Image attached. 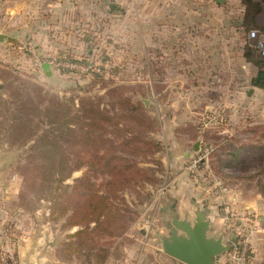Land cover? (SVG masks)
Instances as JSON below:
<instances>
[{"label": "rangeland", "instance_id": "374dc122", "mask_svg": "<svg viewBox=\"0 0 264 264\" xmlns=\"http://www.w3.org/2000/svg\"><path fill=\"white\" fill-rule=\"evenodd\" d=\"M205 1L201 22L180 3L187 0H175L166 20L162 15L152 20L147 0H139L122 9L108 5L116 17L89 22L87 36H72L74 22L57 21L53 25L67 35L40 38L35 12L42 0H0V16L26 3L14 13L25 21L0 28V264H177L161 250L169 219L163 207L175 211L190 201L209 203L207 197L224 191L257 202L244 219L223 209L229 218L224 242L236 243L222 256L228 259L240 242L251 263L252 232L264 217V90L251 80L264 60L248 33L264 32V0L245 7L239 0L211 7ZM37 89L75 102L91 99L123 119L130 114L119 98L134 104L132 115L150 144V153L134 160L137 179L113 193L107 177L81 168L63 182L68 190L48 191V179L40 186L32 169L38 139L28 141L25 126L11 119L13 101L25 93L34 98ZM124 124L134 126L126 119ZM72 153L60 158L76 161ZM85 175L90 186L77 194L76 180ZM95 190L121 209L122 221L109 229L113 237L96 241L102 250L86 257L74 238L82 227L71 222L84 212L80 197L91 200ZM98 253L106 255L103 261L94 257Z\"/></svg>", "mask_w": 264, "mask_h": 264}, {"label": "trees", "instance_id": "16d2710c", "mask_svg": "<svg viewBox=\"0 0 264 264\" xmlns=\"http://www.w3.org/2000/svg\"><path fill=\"white\" fill-rule=\"evenodd\" d=\"M242 2L244 5L252 4V0ZM255 11L259 12V7ZM251 85L264 90L262 65L252 78ZM34 92V98L25 93L13 101V112L16 111V115L11 119L14 123H22L25 126L24 132L28 141L32 138L38 139L32 151L38 164H34L32 169L36 170V179L40 181V186L45 188L42 182L48 179V191L62 187L68 190L69 187L63 186V182L81 168L94 172L96 176L107 177L106 186L113 193L122 192L123 187L129 186L137 179L140 170L134 160L149 154L147 149L150 144L141 134V124L132 115L136 111L134 104L125 98H119V102L127 104L122 111L130 114L124 119L134 125L126 126L123 117L117 116L115 109L112 113L108 112L91 99L80 98L75 102L71 98L60 99L46 95L42 89ZM137 113L144 117L142 112ZM72 151L75 152L74 156H77L76 161L60 158L66 154L73 155ZM88 180L86 175L76 180V183L80 182L77 194L82 195L87 191ZM93 186L96 187L94 184ZM97 186L100 188L99 184ZM95 193L91 200L80 197L79 204L84 208V212L79 222H71L73 226L82 227V230L75 233L74 238L79 251H84L86 257L93 256V251L100 252L102 249H97L96 241L106 236L113 237L114 235L108 232L109 229L122 221L121 209L110 203L108 196L98 194V190H95ZM110 199H117L124 204L120 196H112ZM90 224L94 225L93 228H89ZM97 230L99 235L96 234ZM94 257H101L103 261L106 255L98 253Z\"/></svg>", "mask_w": 264, "mask_h": 264}, {"label": "crops", "instance_id": "0c3cea01", "mask_svg": "<svg viewBox=\"0 0 264 264\" xmlns=\"http://www.w3.org/2000/svg\"><path fill=\"white\" fill-rule=\"evenodd\" d=\"M224 1L225 0H223L222 3H218L216 0H207L205 1V4H207L208 6L210 5V7L213 5L218 6L220 4H223ZM239 1L245 7L242 0ZM138 2L139 0H42L41 6H38L35 12L39 16L36 17L39 26L35 30V33L36 36H39L40 38L54 37L56 35H61L65 37L67 35V30L65 28L55 27L53 23L57 21L74 22L71 26V29H68L69 33L72 36L84 37L92 31L91 26L88 25L89 22L106 21L108 17H116L115 13L114 15H110L108 13V5L113 4L114 7L118 6L120 9H122L124 5L138 4ZM180 3H185L186 5H189L190 8L188 9L189 11L192 10V13L196 17L195 19L199 22L202 21V10L204 0H187V2ZM14 7L15 9L17 8V11H15V9L14 11L10 10L9 13L6 12V15L4 14V16H0V28L2 26L5 27L7 25H10L13 21L22 22L24 19L26 20L25 17L20 16L19 18H17L14 14L18 12L21 13L22 9L26 8V3H24L22 7L21 5L18 6L19 8L17 7V5H15ZM176 7L177 5L175 3V0H147V14L148 16L152 17V20H155L156 17L157 19H159L161 15L162 19L166 20L167 11H170V8L173 9ZM46 22H50L51 27H49V25H46ZM195 26L196 28H199V25ZM22 31L20 29V35L22 34ZM60 31H62L63 33H61ZM1 32H3V30L1 31L0 29V34ZM44 65L45 64H42V67ZM45 72L47 73L48 71ZM207 199H209V203H204L203 200H196V202L193 204L192 201L186 204H182L183 206H180L178 209H175L174 213L178 216L179 219H187L192 221L194 219V211L196 209L195 205L199 204L200 207L206 210L207 212V220L210 223L209 234L214 237H217L219 234H222V230L224 231V226L225 224H227L229 219L227 217V214H225L226 212H223V209L225 211L231 212L236 211L238 215L241 214L242 216H244L253 215V213L258 207L256 204L257 202L253 203L251 201L241 199L238 194L231 195L227 191L216 193L215 196H212L211 198L207 197ZM242 218L244 219L245 216ZM258 219L261 224L258 228L254 227V230L252 232V256L250 260L252 264H264V217L259 216ZM164 255L168 259L173 260V258L167 256L166 254ZM225 257L226 256L220 257L218 260V264H226ZM173 261H175V263L177 264H184L175 259Z\"/></svg>", "mask_w": 264, "mask_h": 264}, {"label": "water", "instance_id": "95a60500", "mask_svg": "<svg viewBox=\"0 0 264 264\" xmlns=\"http://www.w3.org/2000/svg\"><path fill=\"white\" fill-rule=\"evenodd\" d=\"M216 1L223 2V0ZM3 39V36H0V41ZM43 68L48 71L46 64ZM197 149L198 144L194 146V150ZM195 206L192 221L179 219L174 211L163 207L164 213L169 212L167 215L169 219L166 223L167 235L161 238V250L167 256L184 264H218L219 258L230 250L231 244H235L236 240L230 238L231 244H229L224 242L222 234L217 237L211 236L206 210L199 204Z\"/></svg>", "mask_w": 264, "mask_h": 264}, {"label": "built area", "instance_id": "2783aa9c", "mask_svg": "<svg viewBox=\"0 0 264 264\" xmlns=\"http://www.w3.org/2000/svg\"><path fill=\"white\" fill-rule=\"evenodd\" d=\"M248 39L254 41V47L258 55L264 60V32H260L258 29L251 30L248 33ZM242 245V246H240ZM246 246L240 242L237 245H233L231 255L226 259L231 264H246Z\"/></svg>", "mask_w": 264, "mask_h": 264}]
</instances>
